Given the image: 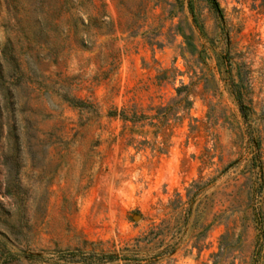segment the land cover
I'll return each instance as SVG.
<instances>
[{
  "label": "rangeland",
  "instance_id": "1",
  "mask_svg": "<svg viewBox=\"0 0 264 264\" xmlns=\"http://www.w3.org/2000/svg\"><path fill=\"white\" fill-rule=\"evenodd\" d=\"M137 244L264 264V0H0V264Z\"/></svg>",
  "mask_w": 264,
  "mask_h": 264
},
{
  "label": "trees",
  "instance_id": "2",
  "mask_svg": "<svg viewBox=\"0 0 264 264\" xmlns=\"http://www.w3.org/2000/svg\"><path fill=\"white\" fill-rule=\"evenodd\" d=\"M6 96V94H5ZM4 96V98H6ZM235 99L237 101V104H238V109H239V112L241 114V117L243 118V120L247 121L249 119V116H250V109L247 108L243 102H242V98L240 96V94H235ZM8 101H5V104H4V107L5 108H8ZM14 128L13 126H7V134H6V138H5V141L7 143V147H9L10 145V142H13L14 139H15V136H14ZM255 131H253L254 133ZM252 141V144H253V147L255 148L256 150V154L259 155V148H260V137L259 136H251L249 137ZM255 139V140H254ZM257 139V140H256ZM138 242V241H136ZM138 244L137 245H134L131 249H126L125 250V256H123V258H121L123 261H126L127 263H132V264H139V259H137V255H138ZM111 260L113 261H118L120 258L116 255V254H113L111 255Z\"/></svg>",
  "mask_w": 264,
  "mask_h": 264
},
{
  "label": "water",
  "instance_id": "3",
  "mask_svg": "<svg viewBox=\"0 0 264 264\" xmlns=\"http://www.w3.org/2000/svg\"><path fill=\"white\" fill-rule=\"evenodd\" d=\"M137 219H139V217H138V216H135V217L133 218V220H135V221H136Z\"/></svg>",
  "mask_w": 264,
  "mask_h": 264
}]
</instances>
